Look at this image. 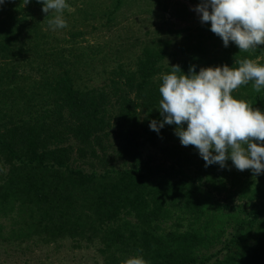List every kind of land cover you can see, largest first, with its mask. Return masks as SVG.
Returning a JSON list of instances; mask_svg holds the SVG:
<instances>
[{
	"label": "trees",
	"instance_id": "16d2710c",
	"mask_svg": "<svg viewBox=\"0 0 264 264\" xmlns=\"http://www.w3.org/2000/svg\"><path fill=\"white\" fill-rule=\"evenodd\" d=\"M127 1L66 3L83 26L111 30ZM42 8L37 0L0 4V246L69 241L95 248L102 264L136 256L264 264V172L240 171L230 159L206 167L176 125L149 126L163 120L159 87L171 66L189 74L192 65L198 73L241 59L264 65V45L225 47L210 22H199L169 29L138 54H129L133 43L127 57L121 49L97 57L77 42L84 29L61 37ZM253 85L232 95L264 112V88Z\"/></svg>",
	"mask_w": 264,
	"mask_h": 264
},
{
	"label": "clouds",
	"instance_id": "9594fccd",
	"mask_svg": "<svg viewBox=\"0 0 264 264\" xmlns=\"http://www.w3.org/2000/svg\"><path fill=\"white\" fill-rule=\"evenodd\" d=\"M37 2L43 5L44 13H57L49 21L50 27H67L61 15L69 7L66 0ZM195 10L201 14L202 23H211L210 30L225 47L234 42L240 52H248L264 45V0H202ZM236 64L239 66L201 68L198 73L192 65L189 74L179 65L171 66L172 72L163 75L159 87L162 99L158 109L163 120H152L149 126L159 132L165 124L176 125L181 144L194 146L206 167L219 164L225 168L230 159L236 169H251L258 175L264 172V112L232 93L250 81H254L255 91L264 88V65L252 59L236 60ZM123 264L147 262L136 256Z\"/></svg>",
	"mask_w": 264,
	"mask_h": 264
},
{
	"label": "rangeland",
	"instance_id": "374dc122",
	"mask_svg": "<svg viewBox=\"0 0 264 264\" xmlns=\"http://www.w3.org/2000/svg\"><path fill=\"white\" fill-rule=\"evenodd\" d=\"M197 5L199 4L190 0H128L111 30L103 26L95 30L83 26L81 19L73 16L76 6L70 4L61 14L67 22V27L57 28L56 32L63 37L66 35L65 29L82 28L86 33L77 37V42L86 50L93 51L97 57H104L108 54L112 56L114 50L117 52L121 49V54L127 57L126 50L133 43L135 46L129 52L130 55L135 52L138 54L147 41L163 39V36L170 32L169 29L178 30L201 22V14L195 10ZM50 12L54 17L57 15L54 11ZM65 40L63 39L62 43ZM173 41L170 47L179 45V42L174 44ZM122 61L127 62L126 58ZM226 195L227 193L223 194ZM0 264H102V257L93 247L72 248L68 241L59 249L53 245H44L33 250L28 249L26 245L0 246Z\"/></svg>",
	"mask_w": 264,
	"mask_h": 264
}]
</instances>
